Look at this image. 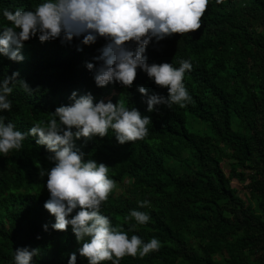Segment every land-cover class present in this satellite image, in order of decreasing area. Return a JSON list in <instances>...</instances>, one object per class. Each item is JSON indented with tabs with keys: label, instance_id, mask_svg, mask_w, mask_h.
Segmentation results:
<instances>
[{
	"label": "trees",
	"instance_id": "1",
	"mask_svg": "<svg viewBox=\"0 0 264 264\" xmlns=\"http://www.w3.org/2000/svg\"><path fill=\"white\" fill-rule=\"evenodd\" d=\"M41 2L0 0V28L11 26L3 17L5 8L34 9ZM254 22L264 25V0H244L241 6L235 0L222 4L209 0L199 30L158 43L153 40L145 52L149 63L169 62L178 67L181 58L190 60L192 69L185 73L184 84L192 100L185 108L159 105L152 113L146 112V98L136 86L144 85L149 95L166 96L167 89L156 86L142 70L138 69L131 88L96 86L95 70H89L86 63L99 66L93 57L100 54L103 38L85 45L82 36L71 43L59 38L41 43L33 37L21 50L23 61L0 55V80L19 71L33 89L29 94L18 83L12 85V110H0V117L18 130L27 132L34 122L51 118L56 106L71 103L73 91L78 96L91 92L96 100L114 103L122 99L128 108L136 107L151 116L144 140L119 144L109 129L103 138L76 141L86 158L108 165L110 178L119 182L126 176L132 186L152 196L153 209L139 208L130 198L117 200L113 191L100 209L129 237L135 234L145 242L157 237L162 243L159 251L142 259L126 255L120 264H245L235 253L237 247L264 250V33L251 27ZM188 115L207 123L212 136L189 129ZM233 118L242 125L241 130L232 129ZM211 139L230 149L233 164L227 175L221 170L218 154L211 151ZM181 152L194 159L189 174L178 175L167 164ZM48 155L31 136L23 141L21 150L0 154V264H13L14 249L22 246L39 248L33 264H67L72 252L77 253L76 264H87L77 251L80 245L71 226L66 232L53 230L55 218L43 207L49 196L46 177L41 180L34 161L50 167ZM235 165L248 167L250 172H236ZM232 177L250 182L252 203L232 192ZM226 208L229 216L224 215ZM132 209L148 213L151 220L132 230L135 220H123ZM44 224L49 226L47 231ZM183 232L205 238L203 251L192 250ZM223 243L227 256L222 262L211 254L222 250ZM261 257L263 262L253 264H264V254Z\"/></svg>",
	"mask_w": 264,
	"mask_h": 264
},
{
	"label": "clouds",
	"instance_id": "2",
	"mask_svg": "<svg viewBox=\"0 0 264 264\" xmlns=\"http://www.w3.org/2000/svg\"><path fill=\"white\" fill-rule=\"evenodd\" d=\"M222 4L223 0H216ZM209 0H42L34 9L5 8L3 17L11 26L0 28V55L16 62L24 60V43L37 37L41 43L60 39L71 43L83 37L82 44L91 45L98 38L105 44L99 55L93 57L99 66L87 62L94 71L97 87L120 84L131 88L138 69L147 74L155 85L167 89V95L151 94L144 85H137L145 97L146 112L158 111L159 105L185 108L191 96L185 87V73L191 71L190 60L181 58L176 67L169 62L149 63L145 52L155 40L157 43L173 35H183L199 30ZM134 44L135 48L131 47ZM80 50V49H78ZM29 94L33 89L20 78L19 71L0 80V110L10 112L9 100L15 84ZM71 103L60 104L48 120L37 121L27 132L18 130L11 121L0 117V154L23 148V141L35 138V144L43 146L49 155L50 167L34 161L38 175L45 181L49 193L43 207L54 216L51 228L56 231H71L80 245L79 255L87 264H120L127 255L144 258L162 246L157 237L145 242L138 235H131L122 226H113L109 216L101 213L117 183L110 178L109 167L104 162L86 158L87 154L77 146L78 140L107 136L109 129L115 133L119 144L144 140L152 123L151 116L142 114L136 107L128 108L122 99L115 103L109 99L96 100L91 92L69 96ZM139 208L151 206L148 199L137 201ZM135 220L131 229L145 225L151 216L137 209L130 210L125 222ZM48 224H44L45 231ZM40 238L39 236L37 237ZM39 248L22 246L14 249L13 264H33ZM77 253L69 254L67 264H76Z\"/></svg>",
	"mask_w": 264,
	"mask_h": 264
},
{
	"label": "rangeland",
	"instance_id": "3",
	"mask_svg": "<svg viewBox=\"0 0 264 264\" xmlns=\"http://www.w3.org/2000/svg\"><path fill=\"white\" fill-rule=\"evenodd\" d=\"M237 4H240L244 0H235ZM251 27L255 30L264 33V25L258 24L257 22L252 23ZM249 63V61H248ZM186 125L189 129L198 132L199 134H207L212 136L211 131L209 130L207 123L199 121L194 117L188 115L186 119ZM232 129L234 130H241L242 125L237 122V119L233 118L232 121ZM211 143V151L214 154H218L219 157V164L221 167L222 172L227 175L229 171L230 165H232V160L230 158V149L225 146L224 144L215 143L213 139L210 140ZM168 166L173 169L178 175H184L191 173L194 168V159L191 155L187 152H181L177 156H172L168 160ZM236 172H250V168L243 167L241 165H235ZM131 179L124 176L121 181L116 182L117 188L114 190V197L118 199H122L124 197L130 198L135 206L138 207L137 201L148 199L151 201V206L148 207L150 209L154 208V202L152 196L146 195L140 188H135L131 185ZM229 185L231 187L232 192H234L237 196L244 199L248 203H252V201L248 197V191L250 188V182L247 179L238 180L234 177L230 178ZM147 208V207H146ZM225 216H229L228 208L224 211ZM124 220V219H123ZM186 236L187 243L190 248L194 251H203L202 244L205 241V238H196L190 235V233L183 232ZM228 241L231 242L232 238H228ZM227 241V242H228ZM236 255L243 260L245 264H253L260 260L263 262L261 255L264 254V250L257 249L254 246L248 245L245 248L237 247L235 250ZM212 258L219 261H224L227 253H226V244L223 243L222 250L211 254Z\"/></svg>",
	"mask_w": 264,
	"mask_h": 264
}]
</instances>
